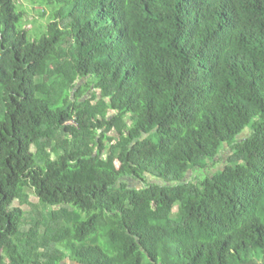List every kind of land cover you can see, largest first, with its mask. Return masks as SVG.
<instances>
[{
	"label": "trees",
	"instance_id": "trees-1",
	"mask_svg": "<svg viewBox=\"0 0 264 264\" xmlns=\"http://www.w3.org/2000/svg\"><path fill=\"white\" fill-rule=\"evenodd\" d=\"M43 2L0 0V264H264V0Z\"/></svg>",
	"mask_w": 264,
	"mask_h": 264
},
{
	"label": "rangeland",
	"instance_id": "rangeland-1",
	"mask_svg": "<svg viewBox=\"0 0 264 264\" xmlns=\"http://www.w3.org/2000/svg\"><path fill=\"white\" fill-rule=\"evenodd\" d=\"M20 3V10L23 12V20L22 23L24 30L28 32L29 39L31 41L39 40L44 33L47 32V27L49 24V11L47 9L46 4L43 2V0H19ZM19 10V11H20ZM81 85L83 84L81 81L79 82ZM111 114V112H110ZM114 131L110 134L113 135ZM248 134V131H245L241 134L239 138H243ZM31 150L35 151V144H32ZM230 151L227 149V146H224V149L220 152V156L216 158L215 162L208 163V166L206 169H197L195 172H189V179L188 181L196 182L200 179H203L210 174L215 173L216 171L222 169L226 163L227 156L229 155ZM52 157L53 154H52ZM109 163V164H108ZM108 165L112 169L118 168V162L112 161L109 162L106 160V152H103L101 158H100V166ZM98 166V165H97ZM209 173V174H208ZM149 183L159 185L157 183H161L159 186H164L165 182L161 180L154 179L153 177L147 178ZM28 201L31 204H38V198L35 197V195L28 190ZM14 206L18 207V200L14 202ZM21 209L28 212L30 210V206L28 205H22ZM43 210V209H41ZM29 216L27 215L25 219H27Z\"/></svg>",
	"mask_w": 264,
	"mask_h": 264
},
{
	"label": "flooded vegetation",
	"instance_id": "flooded-vegetation-1",
	"mask_svg": "<svg viewBox=\"0 0 264 264\" xmlns=\"http://www.w3.org/2000/svg\"><path fill=\"white\" fill-rule=\"evenodd\" d=\"M189 175L190 174H188L187 175V178H189ZM149 177H151V176H149ZM124 181H127L130 185H137L138 184V182H136L135 180H132V179H130V178H127V179H125ZM141 183V182H140Z\"/></svg>",
	"mask_w": 264,
	"mask_h": 264
},
{
	"label": "built area",
	"instance_id": "built-area-1",
	"mask_svg": "<svg viewBox=\"0 0 264 264\" xmlns=\"http://www.w3.org/2000/svg\"><path fill=\"white\" fill-rule=\"evenodd\" d=\"M68 123L72 124V123H73V121H71V122L69 121Z\"/></svg>",
	"mask_w": 264,
	"mask_h": 264
},
{
	"label": "water",
	"instance_id": "water-1",
	"mask_svg": "<svg viewBox=\"0 0 264 264\" xmlns=\"http://www.w3.org/2000/svg\"><path fill=\"white\" fill-rule=\"evenodd\" d=\"M157 184H159V185H160L161 183H157Z\"/></svg>",
	"mask_w": 264,
	"mask_h": 264
}]
</instances>
